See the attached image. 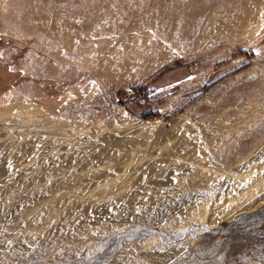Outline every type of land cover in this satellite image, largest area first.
Segmentation results:
<instances>
[{
	"label": "rangeland",
	"instance_id": "rangeland-1",
	"mask_svg": "<svg viewBox=\"0 0 264 264\" xmlns=\"http://www.w3.org/2000/svg\"><path fill=\"white\" fill-rule=\"evenodd\" d=\"M0 264H264V0H0Z\"/></svg>",
	"mask_w": 264,
	"mask_h": 264
},
{
	"label": "trees",
	"instance_id": "trees-1",
	"mask_svg": "<svg viewBox=\"0 0 264 264\" xmlns=\"http://www.w3.org/2000/svg\"><path fill=\"white\" fill-rule=\"evenodd\" d=\"M131 88H132V86H129V87H128V89H131ZM147 91H148V89H146V92H147ZM123 92H125V88H120V89L118 90V92H117V97L119 98L118 100H120V102H122V100H123V97L121 96ZM151 114H153V112H151V111H146V112L144 113L145 116H149V115H151Z\"/></svg>",
	"mask_w": 264,
	"mask_h": 264
}]
</instances>
